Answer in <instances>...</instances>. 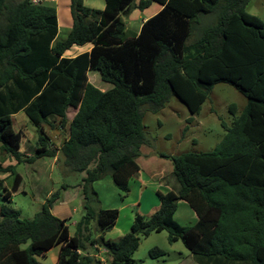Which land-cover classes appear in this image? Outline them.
Returning a JSON list of instances; mask_svg holds the SVG:
<instances>
[{"label": "trees", "instance_id": "1", "mask_svg": "<svg viewBox=\"0 0 264 264\" xmlns=\"http://www.w3.org/2000/svg\"><path fill=\"white\" fill-rule=\"evenodd\" d=\"M70 30L55 41L53 5L0 0V152L15 164L0 168L16 190L15 165L54 156L42 126L67 130L58 150L59 168L81 173L83 215L71 236L64 219L50 212V194L31 219L0 209V264H37L36 257L58 246L54 264H139L131 258L139 239L167 233L180 241L195 264H264V21L246 13L249 0H104L103 9L68 0ZM156 3L160 10L137 32L125 17ZM89 45L73 58L64 53ZM98 73L104 91L87 80ZM232 85L245 104L214 148L169 158L176 191H157L158 208L133 215L129 231L104 238L118 217L101 209L93 183L109 177L123 196L139 171L136 159L152 139L144 131V111L158 112L175 96L196 111L214 84ZM76 111L67 120L66 110ZM23 111L37 128L33 156L19 151L21 134L12 115ZM10 192L0 180V195ZM178 201L196 221L180 226L173 218ZM164 252L152 248L155 257Z\"/></svg>", "mask_w": 264, "mask_h": 264}, {"label": "rangeland", "instance_id": "2", "mask_svg": "<svg viewBox=\"0 0 264 264\" xmlns=\"http://www.w3.org/2000/svg\"><path fill=\"white\" fill-rule=\"evenodd\" d=\"M134 1L137 2L138 0ZM68 3V0H56L50 3L57 10V14L59 13L57 15L60 23L58 39H63L68 30L62 17L63 12L68 14ZM102 3L103 0H83L85 6L95 9H99ZM154 6L157 5L154 4ZM153 8L145 10L142 14L135 12L136 9L132 10L125 17L127 29L136 32L140 19L151 13ZM245 11L264 21V0H249ZM88 76L91 84L99 90L104 91L110 87L109 84L100 81L97 72L90 71ZM231 104L236 106L237 115L245 104V98L232 85L219 82L213 85L208 96L200 105H195L196 111H190L189 107L175 96L170 97L164 107L156 113L144 111L142 123L146 135L152 139V145L150 147L142 146L140 152L141 155L149 153L152 159L145 160L142 156L137 159L143 171L144 184L131 183V189L125 196L114 188L119 196L108 197L109 203L114 207L129 203L118 210L117 228L125 229V233H127L129 229L126 230V226L129 219H133V215L139 214V211L145 213L148 206L154 202L157 203V191L162 193L167 191L162 185L165 184L169 189L176 191L177 184L171 175L172 163L169 158H162L160 155L173 156L185 152L199 153L212 150L223 137L224 127L231 125L232 116L228 110ZM74 111L75 108L72 107L66 110L67 120L73 116ZM12 125L15 131L22 130L24 132L29 140V145L33 148L38 132L35 131V127L31 125L26 115L21 111L15 114L12 117ZM43 129L50 135L53 142L56 140L55 143L58 142V134L56 138H53L54 132L47 125H43ZM64 130L66 132V129ZM5 158L8 157L0 152V168H2V164H7ZM11 162L15 164L12 159ZM59 167L58 156H56L55 161L52 157H40L35 159L33 163L16 164L15 171L21 177V183L16 192L10 188L11 180L7 173L0 171V180L6 182L4 187L11 194L10 201H7L2 197L4 191L1 192L0 209L18 211L20 218L31 219L40 210L46 198L57 192L58 198L52 206L65 208L64 210L70 213L68 218L67 216L64 218V221L70 234H74V223L83 215L79 189L83 174L66 173L63 168ZM153 173L156 176H152ZM158 176L164 177L163 180L159 181ZM62 201L66 204L61 205ZM131 202L139 203V208L136 207V204L132 206ZM181 202H179L181 205H178L176 211L177 223L180 226L191 225L193 222L186 213L192 211L183 201ZM183 208L186 213H183ZM152 248H157L164 254L151 257L149 250ZM96 256L99 259L100 257L105 259L103 251L97 253ZM55 258L56 249L53 248L35 259L37 264H54ZM131 258L139 264H193L190 253L180 241L168 243L165 231L150 233L147 237H141Z\"/></svg>", "mask_w": 264, "mask_h": 264}, {"label": "crops", "instance_id": "3", "mask_svg": "<svg viewBox=\"0 0 264 264\" xmlns=\"http://www.w3.org/2000/svg\"><path fill=\"white\" fill-rule=\"evenodd\" d=\"M69 4V3H68ZM154 4H156V3H151L150 4V6L149 7H147L146 9H144V10H142V11H138V10H135V12H140V13H138V14H142L145 10H147V9H151V8H153V10H152V12L151 13H149L147 16H145V17H143V18H141L140 19V23H139V26L137 27V31L139 30V28H140V26H141V24L147 19V18H149V17H151L152 15H154L155 13H157L159 10H160V8H161V6L160 5H158V4H156L157 6H154ZM103 7H104V0H103V3H102V5H101V7L99 8L100 10L101 9H103ZM91 8V7H90ZM59 14V13H58ZM57 14V10H56V15H58ZM62 17H63V19L65 20V25L67 26V28H68V30H67V33H68V31L70 30V25H71V18H70V14H69V9H68V14H65L64 12L62 13ZM59 30H60V23H59V16H57V34H56V37L54 38V40H53V43L55 42V41H59V40H62V39H58V34H59ZM136 31V32H137ZM67 33H66V35H67ZM66 35H65V37H66ZM64 37V38H65ZM63 38V39H64ZM89 50H90V46L89 45H83V46H74V47H72L70 50H68V51H66L65 53H64V57H67V58H73V57H75V56H77V55H79V54H82V53H85V52H89ZM90 71H88L87 72V80H88V82L89 83H91V81H90V79H89V76H88V73H89ZM75 111H76V109H75ZM75 111H74V113H75ZM20 112V111H19ZM21 112H23V111H21ZM24 113V112H23ZM17 114V113H16ZM15 115V114H14ZM14 115H12V117L14 116ZM74 115V114H73ZM12 117H11V121H12ZM73 117V116H72ZM71 117V118H72ZM71 118L69 119V120H71ZM28 119V118H27ZM29 121V120H28ZM13 126V125H12ZM14 129V128H13ZM36 130L35 131H37V128H35ZM42 129H43V126H42ZM51 129V128H50ZM53 132H54V134H53V138H56V136H57V134H58V142L57 143H59V145H56L57 143H55V142H53V140H52V138L50 137V135L46 132V130H44L43 129V132H44V134L46 135V137H47V139H48V141H47V144H48V146H49V148L50 149H52V150H54L55 151V155L54 156H45V157H52L53 158V161H55V159H56V155H57V150H58V148H59V146H60V144H61V142L67 137V130H66V132H65V130L63 131V129H59V128H55V129H51ZM16 131H19L20 132V134H21V140H20V144H19V151L23 154V155H25V156H27V157H31V156H33V154H34V151H35V143H34V147L32 148L30 145H29V140L27 139V137L24 135V132H22V130H16ZM52 142H53V144H52ZM55 147V148H54ZM32 149V150H31ZM150 154L149 153H147V154H144V155H141V152H140V155H139V157L140 156H142L143 157V159H145V160H149V159H152V157H150L149 156ZM164 156H166V155H160V157H162V158H165ZM138 157V158H139ZM137 158V159H138ZM36 159H38V158H36ZM136 159V162H137V164H138V167H139V171H138V173H137V175L135 176V177H133L132 179H130V181H129V191H130V189H131V183H135V184H139V185H141V184H144V180H143V171H142V168H141V166L139 165V163H138V160ZM5 161H6V163L7 164H5V165H3L2 164V168H4V167H6L7 165H13V163L11 162V158H5ZM35 161V159L32 161V162H30V163H33ZM16 172V171H15ZM19 175V174H18ZM152 176H156V174L155 173H153L152 174ZM161 176V175H160ZM160 176H158V180L159 181H161V180H163L162 178H164V177H160ZM19 177H20V175H19ZM11 180V179H10ZM6 183V182H5ZM4 182H3V186H4V184H5ZM20 183H21V177H20V181H19V184H18V187L16 188V190H12L13 192H16L17 190H18V188H19V186H20ZM10 184H12V182L10 183ZM164 184V183H163ZM93 189L95 190V192H96V194H97V197H98V199H99V207L101 208V209H115V208H117V210H120L121 208H123L125 205H127V204H129V203H125L124 205H121L120 203V205H119V207H114V205H111V203H109L110 201H109V196H119V194L114 190V188H116V187H114V185L112 184V182H111V179L109 178V177H104L103 179H101V180H98V181H96V182H94L93 183ZM162 187L163 188H165V190H167V191H169V190H172V189H169L168 187H167V185H162ZM10 188H11V185H10ZM117 191H119L118 189H117ZM105 192V193H104ZM120 192V191H119ZM121 193V192H120ZM104 194V195H103ZM10 197H11V194H10ZM57 198H58V195H57ZM108 199V200H107ZM179 202H181V201H179ZM179 202L177 203V207H176V210H175V212H174V215H173V218H174V220L177 222V219H176V211H177V208H178V205H181V204H179ZM184 202V201H183ZM182 203V202H181ZM185 203V202H184ZM53 204H55V201H54V203ZM66 203L65 202H63L62 201V204L61 205H65ZM136 203L135 202H131V205L132 206H134ZM186 204V203H185ZM187 205V204H186ZM158 206H159V201L157 202V203H152L151 204V206H148L146 209H145V213H141L140 211H139V214H142L143 216H149V215H151L157 208H158ZM188 206V205H187ZM136 207H138L139 208V203H137L136 204ZM189 207V206H188ZM65 208H57V206L56 207H54V206H52L51 208H50V212L54 215V216H56L57 218H59V219H64V218H66V216H67V218L69 217V215H70V213H68V211L67 210H64ZM190 209V208H189ZM191 210V209H190ZM192 211V210H191ZM183 213H186V211L184 210V208H183ZM186 214H188L189 215V217L191 218V220H192V222L194 223L195 221H196V219H197V217H196V215H195V213L192 211V212H187ZM118 215H119V211H118ZM118 218V217H117ZM117 220V219H116ZM131 220V221H130ZM131 222H132V218H130L129 219V221H128V225L126 226V230L127 229H129V227H130V225H131ZM76 223V222H75ZM75 223H74V226H75ZM192 223V224H193ZM125 229H120V228H117L116 227V222H115V224H114V226L109 230V231H107V232H105L104 233V238L105 239H109V240H116L117 238H119L120 236H122V235H124L125 234ZM71 236L73 235V234H70ZM53 248H55L56 249V257H57V251H58V246H55V247H53ZM53 248H51V249H53ZM51 249H49V250H51ZM48 250V251H49ZM102 251V249H100L99 250V253ZM192 259V258H191ZM100 260H102L103 261V263L102 264H108V259L106 258V259H103L102 257H100ZM55 261H56V258H55ZM193 261V260H192ZM55 263V262H54ZM193 264H195L194 262H193Z\"/></svg>", "mask_w": 264, "mask_h": 264}, {"label": "built area", "instance_id": "4", "mask_svg": "<svg viewBox=\"0 0 264 264\" xmlns=\"http://www.w3.org/2000/svg\"><path fill=\"white\" fill-rule=\"evenodd\" d=\"M56 0H31L32 3H48V2H55ZM103 251V249H102Z\"/></svg>", "mask_w": 264, "mask_h": 264}]
</instances>
